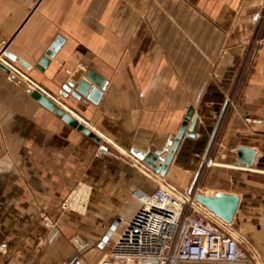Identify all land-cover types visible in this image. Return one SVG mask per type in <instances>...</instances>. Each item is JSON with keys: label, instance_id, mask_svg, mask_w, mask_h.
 I'll return each mask as SVG.
<instances>
[{"label": "crops", "instance_id": "crops-1", "mask_svg": "<svg viewBox=\"0 0 264 264\" xmlns=\"http://www.w3.org/2000/svg\"><path fill=\"white\" fill-rule=\"evenodd\" d=\"M263 13L264 0H0V62L10 65L7 49L20 76L101 139L0 68V264H101L117 221L159 178L189 188L211 147L203 194L239 196L230 229L264 264V25L254 44ZM78 68L106 80L98 104L64 89ZM191 107L196 136L162 177L132 151L169 148ZM241 147L256 150L253 167L239 165ZM78 190L85 209L64 210Z\"/></svg>", "mask_w": 264, "mask_h": 264}, {"label": "built area", "instance_id": "built-area-1", "mask_svg": "<svg viewBox=\"0 0 264 264\" xmlns=\"http://www.w3.org/2000/svg\"><path fill=\"white\" fill-rule=\"evenodd\" d=\"M263 25L264 16L254 38L255 45L260 43ZM232 105L233 99L228 100L227 107ZM211 149L203 157L189 188L178 192L159 178L152 192L144 195L137 212L128 220L117 221V225L124 228L114 242L105 244L108 254L101 264H255L253 255L231 231L230 224L196 200L201 177L215 165ZM232 152L237 155L238 149ZM75 193L65 200L64 210L85 209V201H77ZM211 219L221 222L224 229L214 225ZM45 225L57 228L48 217H45ZM6 248L7 244L3 243L0 252Z\"/></svg>", "mask_w": 264, "mask_h": 264}, {"label": "water", "instance_id": "water-1", "mask_svg": "<svg viewBox=\"0 0 264 264\" xmlns=\"http://www.w3.org/2000/svg\"><path fill=\"white\" fill-rule=\"evenodd\" d=\"M2 55L10 61V65L7 66L0 62V68L9 74V79L11 81L15 82L26 92L31 94L32 97L44 108L53 112L69 126L78 129L80 132L90 136L97 143L101 142V139L94 132H92L86 125L82 124L67 109L62 107L46 94L42 93L40 90L36 89L31 83L19 75L14 66L17 60L15 55L11 54L7 49L2 51ZM49 55L52 56V54ZM19 64L21 66L27 67V64L24 62H19ZM83 76H85V78L90 82L81 80ZM106 86V80H104L93 70H88L86 72L83 69L78 68L69 77L64 89L75 99H81V97L86 98L87 100L84 102L85 104L88 102L98 104L101 97L103 96V91L105 90ZM197 118L198 117L194 115V108H189L185 121L180 127L175 139L169 143V148H166L163 152L147 153L139 150H133L132 153L148 168L160 174L162 177H165L181 140L184 137L195 138V126ZM256 154L257 152L254 149L241 147L238 151L239 165L245 164L248 168L253 167ZM196 200L216 217L228 224L233 222L240 203L239 196L226 193H218L217 195L213 196L198 193L196 195Z\"/></svg>", "mask_w": 264, "mask_h": 264}, {"label": "rangeland", "instance_id": "rangeland-1", "mask_svg": "<svg viewBox=\"0 0 264 264\" xmlns=\"http://www.w3.org/2000/svg\"><path fill=\"white\" fill-rule=\"evenodd\" d=\"M263 16H264V13H263ZM259 28V27H258ZM257 28V30L255 31V36L258 34V31H259V29ZM255 36H254V38H255ZM260 37H261V34H260ZM206 173V172H205ZM206 181H207V177H206V174H204L203 175V177H201V179H200V181H199V183H198V187H199V189H200V193H203V189H204V187H205V183H206ZM82 190V189H81ZM80 190H78V191H76V193H78ZM75 193V199L76 200H78L79 202H82L83 200L82 199H84V197L87 195V193H85V195H80L79 197L81 198H78L77 197V195L78 194H76ZM75 206V205H74ZM140 206V205H139Z\"/></svg>", "mask_w": 264, "mask_h": 264}, {"label": "bare ground", "instance_id": "bare-ground-1", "mask_svg": "<svg viewBox=\"0 0 264 264\" xmlns=\"http://www.w3.org/2000/svg\"><path fill=\"white\" fill-rule=\"evenodd\" d=\"M76 194H78L77 197L80 198L79 196H80V195H83V194H85V193H84L83 191H79V192L76 193ZM75 198H76V197H75ZM80 199H81V198H80ZM82 200H84V199H82ZM77 201H78V200H77ZM78 203H79V202H78Z\"/></svg>", "mask_w": 264, "mask_h": 264}]
</instances>
